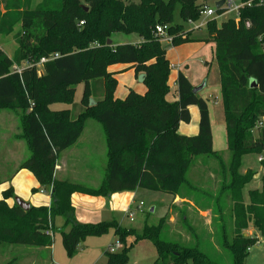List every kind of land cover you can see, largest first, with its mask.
Returning <instances> with one entry per match:
<instances>
[{
    "label": "trees",
    "instance_id": "trees-1",
    "mask_svg": "<svg viewBox=\"0 0 264 264\" xmlns=\"http://www.w3.org/2000/svg\"><path fill=\"white\" fill-rule=\"evenodd\" d=\"M239 1L251 2V6L242 8L237 19L234 16L221 25L216 19L207 22V37L202 38L184 27L190 20L200 19L204 5L199 6L197 0H62L58 9L43 1L33 11L29 10L31 0H0L6 11L0 13V35L11 34L22 23L24 33L17 34V40L26 51L23 61L27 63L19 73L15 67L20 66V60L0 53V111L18 114L31 153L21 168L32 173L52 196L50 208L26 212L7 205L14 193L12 188L6 190L0 200V247L50 248L53 233L48 231L54 230L55 220L62 217V245L70 259L87 239L113 232L124 247L121 252L106 253L108 264H127L130 237L135 242H151L160 264H218L199 245L165 241V218L157 225L146 222L138 234L117 222L79 224L71 204L75 193L106 196L146 190L176 196L189 183L187 176L196 158L220 157L213 148L208 100L193 94L194 87L183 73L176 80L178 100H168L171 65L156 35L157 26L168 25L172 47L192 42L214 44L231 155L230 181L221 193L231 196L234 228L229 234L226 221L223 223L220 246L231 254L232 264H246L251 248L258 243L255 236H245L249 225L264 239V177L260 189L248 191L245 204L244 190L255 174L239 171L245 156L264 155V128H257L264 119V0ZM177 6L182 23L176 25ZM217 13L222 14L221 10ZM114 34L135 35L141 42L109 46ZM56 54L59 57L45 63L39 73L36 65L40 60ZM116 65L134 69L136 79L146 87L144 95L130 90L124 99L115 98L117 73L109 69ZM252 81L255 87H251ZM79 85L85 88L81 110L75 114ZM56 104L72 109L53 110ZM192 106L199 110V131L184 136L179 128L191 123ZM88 120L102 126L107 144L105 179L96 189L55 177L59 155L78 141ZM260 165L264 168V161Z\"/></svg>",
    "mask_w": 264,
    "mask_h": 264
},
{
    "label": "rangeland",
    "instance_id": "rangeland-1",
    "mask_svg": "<svg viewBox=\"0 0 264 264\" xmlns=\"http://www.w3.org/2000/svg\"><path fill=\"white\" fill-rule=\"evenodd\" d=\"M43 1L47 7L54 9H58L62 5V0H31L29 10H36ZM219 1L224 0H197V4L199 6L206 5L216 10V4ZM81 2L85 3V0H81ZM235 3L237 5L241 4L239 0H235ZM5 12V5L1 3L0 13L4 14ZM232 17H234V14L220 18L216 17L214 19H216L217 25H221ZM203 20V17L197 20L196 25ZM174 23L176 25L182 23L179 6L175 9ZM184 27L186 30H193V27L189 26L188 23L184 24ZM207 32L208 26L206 25L205 28L196 31L195 37L206 38ZM19 33H24L22 23H18L11 34L0 35V53L10 59L17 58L21 62L20 66H16L15 69L27 66V63L23 61V55L26 51L22 50L17 40V34ZM137 38L135 35L114 34L111 45L117 46L119 43L121 45L132 44ZM202 46L201 51L195 57H190L187 60L186 66L181 71L188 77L194 88L200 87L204 83L206 84L205 88L200 92V96L207 99L209 103L214 150L219 153L220 157L202 156L194 160L193 166L187 176L188 182L190 183L181 188L177 195L174 196L187 202L179 204L171 203V196L169 195L142 190L133 207V221L127 216L128 211L125 214H119L118 217L123 219V227L133 229L138 234H142L146 222L149 225H157L165 218L166 225L162 235L165 241L179 242L189 247H197L199 245L200 249L218 264H232L231 254L220 246L223 223L226 221V228L229 234L233 233L234 229L233 222L230 218L233 205L231 196L226 193H221L225 183L230 181L231 155L227 148L224 105L221 98L220 70L213 55L214 44L202 42ZM41 70V67H39L38 71L40 73ZM174 77L175 72L171 71V82H173L172 79ZM120 81L122 84L126 82V79H121ZM84 88V85L77 87L74 98L75 103L80 104ZM123 89H125L124 86L119 89L118 93ZM215 103H218V105L215 106ZM69 108H72V106L63 104L52 106L53 110H66ZM90 124L96 126L95 130L97 132L99 130L102 131L99 123L91 121ZM81 156L87 160L89 166L88 174L90 176L87 182L93 183L101 181L104 175L106 156L98 154L92 157L90 155ZM239 171L242 174H246L247 172L255 174L253 181L244 190V201L245 204H248V191L261 188L264 168L258 162V155L251 154L243 158ZM215 198L218 199L214 204ZM138 207L141 208L138 209ZM152 209H154L153 213L151 212ZM216 218L218 219L216 220ZM252 229L257 231L253 224H250L249 228L244 232L245 236H249L247 235L248 231ZM112 238V235H107L91 240L88 247L84 245L80 248L79 255L74 259L67 257L61 245V251L59 254L57 253L56 259L60 264H64L63 261L69 264H106L107 260L104 252L108 243L112 242ZM113 241L114 244L117 243L116 240L113 239ZM263 244L264 242L261 243L258 240V243L251 248L249 256L246 259V264H264ZM3 246L0 247V264H14L12 260L14 255H2L7 245L4 244ZM127 248H129V260L127 264H160L157 263V251L149 241L142 240L135 242L134 237H130L127 241ZM188 264L192 263L189 262Z\"/></svg>",
    "mask_w": 264,
    "mask_h": 264
},
{
    "label": "crops",
    "instance_id": "crops-1",
    "mask_svg": "<svg viewBox=\"0 0 264 264\" xmlns=\"http://www.w3.org/2000/svg\"><path fill=\"white\" fill-rule=\"evenodd\" d=\"M222 2L224 1H219L217 4ZM140 42L141 40L137 38L135 42L132 44H139ZM119 44L121 45V43ZM163 46L164 48H166L167 51V58L171 65V71L175 72V77L172 79L173 82H171V80L169 79V86L171 87L172 93L168 97V100L170 102H175L178 100L175 94L177 88V83H176L177 77L179 73H182L181 70L183 69L184 66H186L187 60L190 57L192 58L195 57V55L201 51L203 46H202V42L186 43L177 47H171L170 45L164 43ZM213 55H214V49H213ZM41 69H42L41 70L42 73L43 67H41ZM109 71L113 73H117L115 75V78L117 79L118 82V86L115 92L116 99H123L124 97H126V95L130 90H134L135 92L141 95L145 94L146 87L140 80L136 79L134 69H129V67L125 65H116L111 67ZM121 79H126V82L121 84L120 81ZM122 86H124L125 89L119 92L120 93L119 95L118 91ZM198 95L200 96V93ZM75 105L77 106L74 108V113L78 114L81 110L79 107L80 104L75 103ZM217 105L218 103H215V106ZM208 108H209V103H208ZM189 110L191 114V123L181 124L179 128V133L184 136H195L198 134L199 131V119H200L199 110L196 106L190 107ZM209 115L211 121L210 109H209ZM91 121L96 122L94 120L86 121L84 125V129L78 141L59 155L56 162L55 177L59 181H69L74 184L96 189L103 184L105 179V172L107 168V144L102 126L101 129L103 132L101 130L97 132V130H95L96 126L90 124ZM213 148H214V143H213ZM30 154L31 153H30L29 145L27 140L24 138V133L18 114L16 112L9 110H1L0 111V200H2L3 198V193L6 190L12 188L14 197L6 201L9 207H13L14 205H17L15 200L16 198H18L23 202L27 203L30 206V208H41V207L50 208L52 205L51 192L49 190H43L40 187L37 180L35 179V177L32 175V173L21 168L22 164L30 157ZM96 154L106 156L104 175L101 181L90 183L87 182L90 176V174H88L89 171L88 162L81 155L84 156L90 155L92 157L93 155ZM34 190H36V192H34ZM141 191L142 190H136L134 192H119V193L108 194L106 196H91L82 193H75L71 197V204L75 210V219L79 224L82 225H87V224L94 225L102 222H117L122 228H125L123 227L122 224L123 219H120V217L118 216L119 214H125V212L129 210L134 212L133 207L135 206L136 204L135 202L139 198ZM184 202L187 201H182L178 197L175 198L174 196H171V203L179 204ZM64 227H65L64 218L58 217L54 222V230L52 229L50 230L53 233L52 235L53 244L50 248H33L26 246L7 245L5 246L6 249L5 252H3L4 254L2 255L4 256L10 254L14 255L12 257L14 264H60L57 261L56 256L57 253L59 254V252L61 251L62 237L60 232L64 229ZM66 232H68V229H66ZM109 235H112L113 238H112V242L108 243L104 252L106 260H107L106 253H109L108 252L109 248L120 243L118 242L113 232L108 234V236ZM247 235L251 237L256 236L257 239L261 241V243L264 242V239L260 237L258 231L252 229L251 231H248ZM57 236L58 238L56 239ZM94 239L95 238H90L87 239L84 243H81L76 257L79 255L80 248L84 245L88 247V244L91 242V240ZM113 239L116 240L117 243L114 244ZM122 246L123 245L121 244V248L118 250V252L121 251ZM63 263L69 264L68 262H64V261ZM106 264L108 263L106 262Z\"/></svg>",
    "mask_w": 264,
    "mask_h": 264
},
{
    "label": "built area",
    "instance_id": "built-area-1",
    "mask_svg": "<svg viewBox=\"0 0 264 264\" xmlns=\"http://www.w3.org/2000/svg\"><path fill=\"white\" fill-rule=\"evenodd\" d=\"M245 6H251V2L247 3V4H239L237 5L235 3V0H224L223 5L221 6L220 10L222 12L221 15H218L217 13V9L214 10L206 5H204V7L201 9L200 11V18L203 17V21L201 23H199L198 25H196V21L190 20L188 22L189 26L193 27L194 31H200L201 29L205 28L207 25V22L211 19H214L216 17L220 18L229 14H234L235 18L237 19L239 17V12L242 8H244ZM83 23H80V26H82ZM246 27L249 28L250 27V23H246ZM169 31V26L168 25H159L156 27V35L160 38V41L162 44H168L171 46L172 44V37L169 35L168 33ZM172 47V46H171ZM263 51H264V43H263ZM59 55H54L50 58H42L40 60V62L36 65L37 68L38 67H43V65L45 63H47L48 61L54 59V58H58ZM16 70L20 73L21 69H17ZM257 128H264V119H262L258 124H257ZM264 161V155H260L258 157V162L261 163ZM141 207H138V209H140ZM127 216L130 218L131 221H133L134 218V213L133 211L129 210L127 213ZM49 234L52 235V232L49 230L48 231ZM121 248V244L118 243L112 247L109 248L108 252L111 254H115L118 252V250Z\"/></svg>",
    "mask_w": 264,
    "mask_h": 264
},
{
    "label": "water",
    "instance_id": "water-1",
    "mask_svg": "<svg viewBox=\"0 0 264 264\" xmlns=\"http://www.w3.org/2000/svg\"><path fill=\"white\" fill-rule=\"evenodd\" d=\"M222 5H223V2L217 4V5H216V9H217V10H220V8H221ZM82 7H83V9H84L85 11H88V8H87V7H84V6H82ZM107 44H108L109 46H111L112 41L109 40ZM205 86H206V84L204 83V84H203L202 86H200V87L193 88V94H194V95H198V94H199V93L205 88ZM255 86H256V83H255L254 81H252V82H251V87H255ZM15 202H16L17 206H18L19 208H21L23 211H26V212H27V211H29V210L31 209L30 206H29L27 203L23 202L22 200H20V199H18V198H16ZM151 212L153 213V212H154V209H152Z\"/></svg>",
    "mask_w": 264,
    "mask_h": 264
}]
</instances>
